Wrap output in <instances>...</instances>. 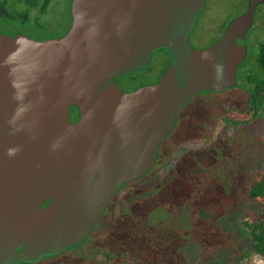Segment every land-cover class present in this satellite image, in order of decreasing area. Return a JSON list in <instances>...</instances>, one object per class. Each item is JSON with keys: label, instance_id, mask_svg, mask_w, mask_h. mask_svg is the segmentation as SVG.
<instances>
[{"label": "water", "instance_id": "1", "mask_svg": "<svg viewBox=\"0 0 264 264\" xmlns=\"http://www.w3.org/2000/svg\"><path fill=\"white\" fill-rule=\"evenodd\" d=\"M260 3L248 0L203 48L188 39L205 0H72L61 37L0 33V264L36 262L91 233L119 187L153 167L179 109L237 83ZM157 49L172 55L159 80L121 89L115 78Z\"/></svg>", "mask_w": 264, "mask_h": 264}, {"label": "rangeland", "instance_id": "2", "mask_svg": "<svg viewBox=\"0 0 264 264\" xmlns=\"http://www.w3.org/2000/svg\"><path fill=\"white\" fill-rule=\"evenodd\" d=\"M245 1L206 0L191 31L192 46L201 48L216 39ZM68 3L62 0L49 22L32 13L24 23L18 17L13 27L39 40L57 36L66 28ZM22 10L19 6L18 12ZM262 16L246 35L247 54L237 67V83L220 92L200 91L178 111L154 167L114 195L129 187L118 209L109 208L80 243L20 264H264L243 225L262 209L248 197L247 187L264 167V108L247 124L219 117L250 107L255 84L249 78L260 76ZM164 58L162 51L156 52L144 68L116 80L117 85L131 91L155 83Z\"/></svg>", "mask_w": 264, "mask_h": 264}, {"label": "flooded vegetation", "instance_id": "3", "mask_svg": "<svg viewBox=\"0 0 264 264\" xmlns=\"http://www.w3.org/2000/svg\"><path fill=\"white\" fill-rule=\"evenodd\" d=\"M242 1V0H241ZM206 2V0H205ZM71 3H72V0H69V3H68V13H66L67 15V20H66V28L63 32H61L59 35L57 36H54V37H50V38H56V37H61L63 35H65L70 26H71V23H72V16H71ZM247 5H248V0L245 1V7L244 9L239 13V14H242L243 12L246 11L247 9ZM21 7L23 10L19 13L18 12V7ZM62 6V0H0V33H3V34H9L11 36H16L17 34H25V35H28L29 37H31L29 34H27L26 32H19L17 31L16 28H14L13 26V23L14 21H17L18 20V17L21 18V21H23L24 23V20H28L29 18V14H32V13H35V16H42L44 17L45 19V22H49L50 20L49 19H52L54 13L57 11V9L61 8ZM205 6V4H204ZM204 9V7L202 8V10ZM201 10V11H202ZM200 11V12H201ZM67 12V10H66ZM199 12V13H200ZM198 13V15H199ZM239 14H236L235 16L239 15ZM197 15V17H198ZM264 15V4L263 3H260L256 6V9L254 11V14H253V23L251 25V27L254 25V23L256 22V18L260 17L262 18ZM233 16V17H235ZM257 16V17H256ZM232 17V18H233ZM230 18L226 24L224 25L222 31L218 34V36L216 37V39H214L212 42H210L208 45H205L203 47H206V46H209L210 44H212L213 42H215V40H217L224 28L226 27V25L228 24V22L232 19ZM259 19V18H258ZM197 20V18H196ZM196 23V22H195ZM250 27V28H251ZM249 28V29H250ZM248 29V31H249ZM192 31V30H191ZM247 31V33H248ZM246 33V35H247ZM190 35H191V32L189 34V43L190 45L192 46L191 42H190ZM33 38V37H31ZM49 38V37H48ZM35 39V38H34ZM47 39V38H46ZM43 40V39H42ZM201 47V48H203ZM158 51H162L165 55V58L163 59L164 61V65L162 66L161 70H160V74L156 80V82L159 80V78L162 76V74L164 73V71L166 70L167 66L169 65L170 61H171V58H172V55L170 53L169 50L167 49H157V50H154L151 54V57L150 59L153 57V55L158 52ZM150 61V60H149ZM149 63V62H148ZM155 82V83H156ZM181 109V108H180ZM179 109V110H180ZM178 113V112H177ZM69 116H70V120L71 122H76L78 119H79V116H80V113H79V109L77 106L75 105H72L70 106L69 108ZM177 116V115H176ZM176 121V120H175ZM175 125V124H174ZM172 131V130H171ZM160 145V144H159ZM157 158H158V155H157ZM156 162H157V159H156ZM155 162V163H156ZM155 165V164H154ZM153 165V167H154ZM152 167V168H153ZM166 168L169 169L168 165L165 166ZM151 168V169H152ZM150 169V170H151ZM149 170V171H150ZM148 171V172H149ZM147 172V173H148ZM163 172V171H162ZM147 173H145L144 175H146ZM153 173H157V172H153ZM159 176H160V172H158ZM143 175V176H144ZM142 177V176H141ZM140 178V177H139ZM137 179V178H136ZM135 180V179H134ZM133 181V180H132ZM131 181L129 182H125V183H130ZM123 183V184H125ZM122 184V185H123ZM121 185V186H122ZM120 186V187H121ZM142 186V185H141ZM119 187V188H120ZM142 188V187H141ZM125 190V192H124ZM122 192H121V195L117 196V198L115 197L114 199V195L116 194V191L112 196L111 198L108 200V203L106 205V208L104 210V212L102 213V215L109 209L111 208L112 210H117L118 209V206L120 205V203H122L121 199H122V193L123 194V200H125V198H127V195L125 194L127 191H129V187L127 186L125 189H124ZM127 190V191H126ZM119 197V198H118ZM101 215V216H102ZM100 216V217H101ZM99 217V218H100ZM98 218V219H99ZM94 227V226H93ZM93 229V228H92Z\"/></svg>", "mask_w": 264, "mask_h": 264}, {"label": "trees", "instance_id": "4", "mask_svg": "<svg viewBox=\"0 0 264 264\" xmlns=\"http://www.w3.org/2000/svg\"><path fill=\"white\" fill-rule=\"evenodd\" d=\"M257 63L260 68V76L255 75L249 78V81L255 84L250 107L240 110L233 109L228 112L231 116L221 114L219 115L220 118L222 117V119H227L228 121L233 120L235 123L247 124L259 116L264 108V42L259 45ZM134 73L135 71L116 77L115 82L125 77H132ZM247 195L249 198L255 199L262 204V209L256 211L255 215L249 219L246 218L243 221V225L249 230L254 251L264 258V167L259 169L255 177L249 182ZM49 201L46 200L45 203ZM105 257L108 258L107 260H110L112 256L110 253H107Z\"/></svg>", "mask_w": 264, "mask_h": 264}]
</instances>
